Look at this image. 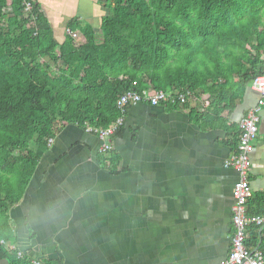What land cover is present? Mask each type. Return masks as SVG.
<instances>
[{"label": "crops", "instance_id": "0c3cea01", "mask_svg": "<svg viewBox=\"0 0 264 264\" xmlns=\"http://www.w3.org/2000/svg\"><path fill=\"white\" fill-rule=\"evenodd\" d=\"M34 1L60 43L74 21L101 33L109 13L104 0ZM209 103L205 94L186 104L130 106L122 134L107 139L120 156L117 171L102 162L98 134L66 126L10 209L15 242L5 245L34 264H218L234 233L238 173L226 160L242 118L264 110V96L249 84L219 118H196ZM258 126L250 200L264 194V116ZM259 232L261 242L264 226Z\"/></svg>", "mask_w": 264, "mask_h": 264}, {"label": "trees", "instance_id": "16d2710c", "mask_svg": "<svg viewBox=\"0 0 264 264\" xmlns=\"http://www.w3.org/2000/svg\"><path fill=\"white\" fill-rule=\"evenodd\" d=\"M104 2L101 33L74 21L60 43L37 2L0 0V261L34 264L2 241L15 242L9 211L66 126L107 129L122 115L118 98L148 88L207 94L196 118H219L264 74V0ZM119 161L113 150L102 158L112 171ZM248 213L264 214L263 193ZM260 228L248 227L247 245L264 253Z\"/></svg>", "mask_w": 264, "mask_h": 264}, {"label": "built area", "instance_id": "2783aa9c", "mask_svg": "<svg viewBox=\"0 0 264 264\" xmlns=\"http://www.w3.org/2000/svg\"><path fill=\"white\" fill-rule=\"evenodd\" d=\"M32 3H26V11L31 10ZM77 37V34H73ZM137 86V82L133 83V87ZM251 86L264 96V74L256 77ZM191 97V93H179L176 90H156L148 88L143 91L130 89L122 94L117 100L118 109L122 115L118 120L107 129L94 128L89 125L86 131L98 134L104 143L100 149V153L109 157L113 146L107 141L124 124L127 109L140 102H149L151 105L157 106L162 103H177L187 102ZM263 100H260L262 103ZM260 106L251 109L240 122V134L235 153L226 160V167L234 168L238 173V178L233 189L235 203L233 206V224L234 233L231 238V251L229 255L221 260L218 264H264V253L259 248H250L247 245L248 227L251 224L264 226V214L250 216L248 213V201L251 195L250 188V173L252 170V153L255 149V141L259 134L258 123L260 121ZM52 141V140H50ZM2 243L6 244L3 240ZM19 256H23L21 253ZM35 264H43L35 262Z\"/></svg>", "mask_w": 264, "mask_h": 264}, {"label": "water", "instance_id": "95a60500", "mask_svg": "<svg viewBox=\"0 0 264 264\" xmlns=\"http://www.w3.org/2000/svg\"><path fill=\"white\" fill-rule=\"evenodd\" d=\"M259 116L263 117L264 116V110L259 112Z\"/></svg>", "mask_w": 264, "mask_h": 264}, {"label": "rangeland", "instance_id": "374dc122", "mask_svg": "<svg viewBox=\"0 0 264 264\" xmlns=\"http://www.w3.org/2000/svg\"><path fill=\"white\" fill-rule=\"evenodd\" d=\"M32 145H34V144L32 143Z\"/></svg>", "mask_w": 264, "mask_h": 264}]
</instances>
